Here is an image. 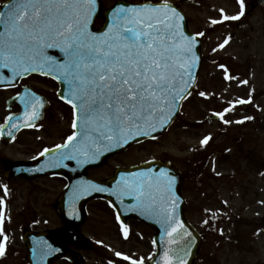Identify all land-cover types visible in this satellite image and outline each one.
Wrapping results in <instances>:
<instances>
[{
    "label": "rangeland",
    "instance_id": "374dc122",
    "mask_svg": "<svg viewBox=\"0 0 264 264\" xmlns=\"http://www.w3.org/2000/svg\"><path fill=\"white\" fill-rule=\"evenodd\" d=\"M5 1L0 0V5ZM201 1L195 0L184 6L191 18L190 27L195 32L203 28L200 27L201 19L215 16V11L211 10L199 14ZM113 2L106 0L104 6ZM228 12L234 14L237 8H230ZM215 45L208 39L205 47L211 52ZM240 47L238 56L236 50ZM230 52L228 65L224 68L218 61L214 64L218 58L223 61L224 56L209 54L213 63L206 60L202 65L201 69L206 70L205 76L202 75L203 83L184 105L171 130L178 139L172 133L163 139L161 149L153 147V155L163 151L169 153L177 168L187 174L186 184L181 189L185 199L184 215L204 239L193 264H264V41L263 44L243 41L231 46ZM25 82L23 84L31 83L40 88L49 85L37 77ZM16 92L17 89L0 92V117L6 115V100ZM241 100L247 103L242 104ZM56 105L51 121L41 126L49 129V134L44 129L23 132L11 145L0 142V158L30 161L37 157L42 146L55 143L57 134L63 132L69 119L65 112L66 123L62 127L55 126L63 119L59 108L66 110L62 106L56 108ZM214 113L219 116V121L208 123L207 118ZM192 122L198 123L195 125L199 127H191ZM184 123L187 127L180 126ZM205 138L210 139L202 144ZM134 157L132 150L120 157L119 163L128 164ZM114 165L112 161L109 166ZM61 187L54 178L8 182L4 178V168L0 167V220L7 236L0 264H28L20 237V220L32 231H52L60 226L53 204ZM99 204H95L97 208ZM99 215L107 218L110 212L101 207ZM134 227L135 235L128 240L91 236L93 251L81 253L85 264L149 262L151 259L148 258L155 254L151 233L140 223H135ZM116 253L129 260L120 259Z\"/></svg>",
    "mask_w": 264,
    "mask_h": 264
},
{
    "label": "snow or ice",
    "instance_id": "6c2138e0",
    "mask_svg": "<svg viewBox=\"0 0 264 264\" xmlns=\"http://www.w3.org/2000/svg\"><path fill=\"white\" fill-rule=\"evenodd\" d=\"M96 3L97 0H10L3 6L5 10L0 11L3 29L0 31V67L9 69L13 78L23 77L25 73L48 75L55 71L58 76L53 78L68 85L67 97L61 98L73 109L72 134L63 144L56 145L60 152L53 166H63L66 160H76L77 164L94 163L105 149L139 142V136L157 139L153 132L164 130L167 126L164 120L175 115L172 105L178 108L179 101L186 98L184 93L178 97L176 89L177 82L182 81L188 71L184 61L190 42L183 43L189 38L176 23L177 10L166 0L159 5L117 6L112 10L106 29L97 34L89 29ZM238 3L240 14L224 19L238 20L243 16V0ZM219 22L212 21L213 24ZM50 48L59 50L62 63L47 54ZM21 102L26 109L35 108L40 98L26 91ZM32 118H39L35 111ZM208 139L201 143L206 144ZM52 151L55 149H45L41 155ZM171 183L170 178L165 182L159 177L153 179L134 173L133 179L118 181L119 192L108 195L134 197L158 218L157 222L165 230L171 228L168 234L173 239L170 242L176 244L184 239L185 233L172 227L175 213L169 211ZM93 190L105 191L96 184L80 185L75 195L78 198ZM0 237H3L0 241L2 257L7 242L2 220ZM124 238L127 239L126 231ZM190 246L188 241L174 250L180 264H184ZM116 255L129 260L120 253ZM130 264H143V261L132 260ZM164 264H173V261L166 258Z\"/></svg>",
    "mask_w": 264,
    "mask_h": 264
},
{
    "label": "flooded vegetation",
    "instance_id": "af4514ba",
    "mask_svg": "<svg viewBox=\"0 0 264 264\" xmlns=\"http://www.w3.org/2000/svg\"><path fill=\"white\" fill-rule=\"evenodd\" d=\"M142 1L143 0H137L136 2H142ZM168 1L184 9V6L194 3L195 0L191 3H187L181 0H168ZM207 1L210 7L207 5L205 0H202L198 4V7L201 8L199 14L202 15L204 12H208L209 10H211L212 12L215 11V16L207 17L205 20L201 19L202 25L200 27L203 28L195 32L201 37L204 46L207 45L208 39L209 40L211 39L212 42H214L215 44L224 45L226 48L241 44L243 43V41L246 43L252 41H261L264 39V9L259 6L262 0H248L246 5H244V14L243 16H240L238 20L224 19L225 16L233 17V16H238L240 14L241 9H240V5L237 4L238 0H207ZM216 2H218L219 4L214 5ZM230 8H237V12L234 14H229L228 10ZM186 15H187L188 24L189 26H191L192 24L191 18L188 16L187 13ZM214 20L220 22L213 24L212 21ZM243 21L245 23H243ZM250 21L251 23H249ZM211 30H215V31L211 32ZM226 48L222 49V52L225 51ZM205 74H206V70L204 69L200 70L199 82L203 83L202 75L205 76ZM42 80L49 83V85H47L44 88L33 87L28 84L23 85V87H31L36 93L41 95L44 98V100L49 104V109L46 111L44 120L40 123V125L37 128L26 130V132L29 131L39 132L43 130L44 128H42L41 126L44 125L47 121H51L52 119L51 113L54 111L56 104H57L56 108L62 106L66 110H61L59 108L60 112L63 115V119L57 122L55 126L62 127L66 123L65 112L69 115L67 124L64 125L63 132L61 134H57L55 143H53L49 147L42 146L41 149L42 151H44L45 149H55L56 145L63 144L67 136L72 134L71 125L73 121V111L71 108H69L65 103H63L59 99V94H58L59 86L56 83L46 78ZM15 94L10 95V97L14 96ZM11 113L12 111L11 112L6 111V115H1L0 125L5 121L6 117ZM50 125H52V123H50ZM175 125L176 123L172 125L168 129V131L164 135L160 136L158 139L135 144L130 148H128L126 152L109 158L105 163V165H103L102 167L93 168V169L89 168L81 171L79 174V178L85 179L86 177H88L93 180L102 182L111 178L113 176L114 171L118 168L129 169L131 167H135L150 161L171 162V155L165 151L160 152V155H153L155 153L153 147H158L159 149H161L162 148L161 142L163 141V139L172 133H174V137L178 139L176 133L171 131ZM195 127H199V126L196 125ZM44 132L49 134L50 130L44 129ZM132 150L135 151V157L131 159L133 161L130 160L128 164L122 162L119 163V158L126 155ZM128 159L129 158H126V160ZM7 161L8 159L5 157L0 158V167L5 168V164ZM112 161L115 162V165L109 166ZM71 167L72 165L69 164L68 168ZM100 170L103 171L97 174V172ZM180 171L182 175V186H183L184 184H186L187 174L184 173V170H180ZM53 178L60 182L62 186L61 189L67 186L68 183L67 178L61 176H56ZM96 203H100L98 208L95 205ZM101 207H104L105 210L107 209L110 212V215H107V218L99 215V208ZM86 212L87 215L85 222L79 228H75V231L80 233L81 235L90 236V237L104 236L111 238H120L124 235L125 231L127 232V235L129 237L135 235L134 225L135 223H139V222L135 221L134 219H128L125 224H121L118 221L117 216L115 215V212L112 209V207L105 201H94L88 203ZM59 222H60V226L57 229H71V226L65 225L61 221V219L59 220ZM89 223L92 225L90 228L87 225ZM19 228L21 232L23 230H26V228L28 227L27 226L24 227L23 222L20 220Z\"/></svg>",
    "mask_w": 264,
    "mask_h": 264
},
{
    "label": "water",
    "instance_id": "95a60500",
    "mask_svg": "<svg viewBox=\"0 0 264 264\" xmlns=\"http://www.w3.org/2000/svg\"><path fill=\"white\" fill-rule=\"evenodd\" d=\"M99 9H100V6L97 0L96 11L93 15V18L99 13ZM4 10L5 9L2 7L0 11H4ZM176 23L179 25V29L181 32H183L184 36L189 38L188 40L183 41V43L189 44L190 42V51L186 55L185 61H184V66L185 68L188 69V71L184 73L183 80L177 82L176 94L178 96V95H181V93L186 94L187 92L190 91V88L194 82L196 70L199 65L200 54H199V47L194 42L193 38L187 35L185 23L183 24V20L181 19V16L179 14L176 17ZM89 29L90 31H92L91 23L89 25ZM2 30H3L2 26H0V31ZM100 32H97V34ZM47 54L51 56L54 60H56L57 63L63 62V56L59 52L58 49L50 48L47 50ZM26 75H28V73H25L23 77ZM48 75L58 76V73L53 71L49 73ZM20 78L22 77L17 76L13 78L12 73L9 69L0 67V88H4L7 86H14L16 85L17 81ZM15 102L17 104H21L19 99L15 100ZM33 111H35L36 114L39 116L38 105H36L35 108H27L21 114L17 116H13L8 126L2 130L1 135L7 139V138H10V136H13V134L17 132L19 129L29 126L35 120L32 118ZM210 120H216V118H211ZM35 121H37V119ZM157 127H158V123H157ZM153 133H155V131ZM42 160L43 159L40 158L36 162L32 164H27V165L8 163L7 172H6L7 179H15L19 176H23L26 179L32 180L41 175H53L54 173H57V174L61 173V172H54L49 169L41 168V166L44 163L42 162ZM160 167H166V166H162L160 164ZM165 170L171 176V181H172L171 192L169 194V201H170L169 211L170 212L174 211L175 213V222L172 227L179 228L183 222V219H182L183 202L181 200V197L179 196L180 178H179V174L171 170L170 168L166 167ZM74 189H75L74 186H70L69 191L74 190ZM90 192H91L90 194L88 193L86 195L85 199H82L83 202L78 206V211L75 210V213L78 215V218L79 216H81V220L78 221L77 219V220L71 221L73 225L78 226L82 222L83 216H84V212H83L84 204L88 202V200L90 199L105 198L108 201H110L112 204H114L116 208H119L118 207L119 203L117 202V199L105 194L106 190L104 192H97L94 190ZM135 218H138L144 221L145 223L149 224L150 226H153L157 230V235L155 236L154 240L157 245L158 251H157V255L155 259L150 264H164L166 258L171 259L173 261V264H180V262L177 260L176 253L174 250L179 248L181 245H183L184 243L188 241L191 242V246H190V249L187 251V255L184 256V264H192L196 256L197 250L199 248L200 240L195 234V232L189 226L184 225L182 228L183 230L185 229L187 230V235L184 236V239L180 240L176 244H173L170 242L173 239V237L166 235L167 231L169 232L171 229L168 228L167 230H165V228H163L161 224L157 222L158 218L154 215H151L149 212H147L140 203L137 204L136 200H135ZM188 233H190V235H188ZM23 241L29 253L30 264H52V260L56 258H61V259L66 258L70 260L72 264H80L79 257H77L74 253L67 251L66 246L69 243L75 244L76 246L82 249H87L89 246L88 243L85 242V240H83L82 237L78 236L74 232H65V231L47 233V234L43 233L39 235L38 234L33 235L27 232L23 236ZM170 249L172 251H170Z\"/></svg>",
    "mask_w": 264,
    "mask_h": 264
}]
</instances>
